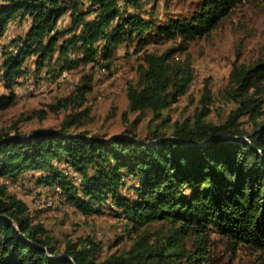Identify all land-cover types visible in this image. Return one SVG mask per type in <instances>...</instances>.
Listing matches in <instances>:
<instances>
[{"label":"trees","instance_id":"obj_1","mask_svg":"<svg viewBox=\"0 0 264 264\" xmlns=\"http://www.w3.org/2000/svg\"><path fill=\"white\" fill-rule=\"evenodd\" d=\"M243 1L201 0L190 18L163 22L154 16L158 0H0V36L11 20L20 26L28 19L24 30L0 43V109L13 103L16 85L30 71L56 79L78 65L109 69L119 48L136 43L141 49L163 34L186 45L209 34ZM177 50L145 51L138 79L128 85V111L151 110L162 118L187 92L194 71L189 60L173 58ZM93 78L83 76L78 96L60 106L74 99H80L75 109L82 106ZM226 93L236 106L224 121L207 119V88L202 107L171 124L170 133L81 129L88 108L72 110L58 128L24 131L15 124L0 130V264H203L211 257L213 234L264 254V59L234 66ZM245 116L250 129L242 126ZM18 179L46 185L84 214L113 204L129 221L122 224L125 231L153 222L169 227L144 232L130 248L105 258L90 236L61 248L33 220L28 203L9 190Z\"/></svg>","mask_w":264,"mask_h":264},{"label":"rangeland","instance_id":"obj_2","mask_svg":"<svg viewBox=\"0 0 264 264\" xmlns=\"http://www.w3.org/2000/svg\"><path fill=\"white\" fill-rule=\"evenodd\" d=\"M200 1L158 0L154 16L157 21L163 22L170 18H190L199 8ZM146 7L150 8V5ZM27 25L28 19L21 21L20 26L11 20L6 35L0 36V43L10 42ZM16 27L18 29L15 30ZM162 37L150 39L141 49L136 43L130 48H119L115 51L114 63L109 69H102L103 66L99 63L94 66L90 63L68 70L64 80L38 76L37 82L47 79L50 84L48 94H42L39 85H33L29 90L25 87L29 79L20 80L15 87L13 103L0 109V130L15 124L24 131L40 127L58 128L72 110L80 112L88 108L81 129L108 135L120 134L126 129H132L141 136L164 129L170 133L171 124L176 120L193 117L202 107L207 88L212 96V112L207 119L224 121L236 106L235 102L228 100L226 93L234 66L253 64L264 59V0H244L209 34L197 37L186 45L182 43L181 37L166 38L164 34ZM171 47L178 48L173 55L176 61L189 60L192 65L194 79L187 92L163 111L162 118H155L151 110L142 113L128 111V85L136 83L145 51L159 54ZM2 58L0 52V61ZM31 61L32 58L28 64L32 69ZM89 73L94 74L93 89L86 93L83 105L75 109L77 100L80 99H74L68 106H60L61 100L78 96V84ZM1 93H6V90L2 89ZM52 106L58 108L54 109ZM164 118L168 121L164 122ZM241 122L243 127L252 128V122L247 116ZM8 185L11 192L28 203L33 220L43 223L48 234L61 248L69 240L77 241L90 236L100 242V258H105L113 252H123L130 248L137 236L144 232L166 231L169 227L162 222H153L138 228L132 226L125 231L122 224L129 221L113 204L105 207L103 212L84 214L67 199L54 194L46 185L19 179ZM212 239L211 257L203 264H264V254L254 247H233L226 238L218 234H213Z\"/></svg>","mask_w":264,"mask_h":264},{"label":"built area","instance_id":"obj_3","mask_svg":"<svg viewBox=\"0 0 264 264\" xmlns=\"http://www.w3.org/2000/svg\"><path fill=\"white\" fill-rule=\"evenodd\" d=\"M27 79H29V82L25 85V87L28 88L29 90H31V85H39L40 89L42 90V94L49 93L51 87L49 88L50 84L47 83V79L44 82H37V77H34V72L32 71H30V75L27 76Z\"/></svg>","mask_w":264,"mask_h":264},{"label":"bare ground","instance_id":"obj_4","mask_svg":"<svg viewBox=\"0 0 264 264\" xmlns=\"http://www.w3.org/2000/svg\"><path fill=\"white\" fill-rule=\"evenodd\" d=\"M102 67V66H101ZM104 68V67H103ZM104 69H106V68H104ZM100 70V69H99ZM67 74H68V71H64V72H62L61 73V75L58 77L59 79H63L64 80V78H66L67 77ZM47 75V72L46 71H44L43 72V76L45 77ZM33 85H31V87H32ZM57 189L59 190V187H57Z\"/></svg>","mask_w":264,"mask_h":264},{"label":"crops","instance_id":"obj_5","mask_svg":"<svg viewBox=\"0 0 264 264\" xmlns=\"http://www.w3.org/2000/svg\"><path fill=\"white\" fill-rule=\"evenodd\" d=\"M64 21H67V18H66V20H64Z\"/></svg>","mask_w":264,"mask_h":264}]
</instances>
